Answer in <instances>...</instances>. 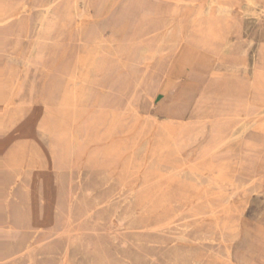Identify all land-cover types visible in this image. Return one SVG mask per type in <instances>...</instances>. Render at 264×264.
Returning a JSON list of instances; mask_svg holds the SVG:
<instances>
[{
    "label": "rangeland",
    "instance_id": "374dc122",
    "mask_svg": "<svg viewBox=\"0 0 264 264\" xmlns=\"http://www.w3.org/2000/svg\"><path fill=\"white\" fill-rule=\"evenodd\" d=\"M237 1L244 5L245 0ZM263 7L264 0L257 6V15L241 22L243 40L250 43L248 59L264 42ZM89 8L85 11L93 19L85 21V26L103 29L100 17ZM202 10L189 8L176 17L183 40H161L158 35L134 47L148 45L151 50L137 62L132 76L139 83L130 90L139 115L126 113L123 121L118 113L124 106H117L118 113L106 116L104 125L92 129L88 138L83 131L73 137L70 131L60 130L56 138L40 125L46 119L45 107L60 109L71 55L91 64L97 53L67 34L57 53L30 60L34 39L16 43L12 34L3 44L0 34V112L5 108L7 113L0 131V264L33 260L32 264H264V129L252 127L211 153L197 150L209 135L192 137L191 142L181 136L176 141L172 138L181 125L203 122L210 114L205 111L200 119L196 115L204 107L198 101L209 81L199 75L209 74L215 63L217 67L214 48L222 29L206 25ZM29 14L35 32L38 13ZM210 60L215 62L207 64ZM219 67L223 79L252 77L251 69H244L241 62ZM5 99H10L6 107ZM101 111V106L94 107L95 115L101 117ZM59 119L57 114V124ZM141 143L146 145L140 148ZM64 145L67 149H62ZM82 147H91V159L102 165L81 171L70 168L72 150ZM143 161L148 165L142 167ZM108 163H114L113 167H107ZM184 169L192 178L180 184L175 175ZM251 195L258 202L250 220L242 223L240 217L246 214ZM227 197L232 214L219 225L202 215L207 202L220 209ZM191 202L196 210L187 207ZM90 209L93 212L86 217ZM30 244L31 250L23 253ZM236 254L244 255L239 259Z\"/></svg>",
    "mask_w": 264,
    "mask_h": 264
},
{
    "label": "bare ground",
    "instance_id": "6f19581e",
    "mask_svg": "<svg viewBox=\"0 0 264 264\" xmlns=\"http://www.w3.org/2000/svg\"><path fill=\"white\" fill-rule=\"evenodd\" d=\"M261 1L262 0H245L243 6H240L237 0H206L204 3L203 10L199 13L201 17L205 16L206 25L209 27L217 26L222 29V38L214 48L218 54V60H216L217 67L218 64L219 66L221 65V67H226L228 65H234L235 63L241 62V65L244 69H251L252 77L247 80H240L232 77L228 80L226 78L223 79V70L220 67L217 69L216 63V69L214 67L212 71L209 72V74L206 76L199 75V78H202L205 81L207 79L209 81L206 82L198 101V106L204 107H200L196 115L197 118L200 119V116L203 112L208 111L210 114L203 118V122L198 123L190 121L188 124L185 123L181 125V129L177 133L174 132L176 136L174 133L172 134L174 141H176L175 138H179L178 136H181L183 139L185 138L186 141L191 142L190 139L192 137L197 138L198 136L201 137L204 135H209V137L197 150L200 153H211L215 150H218L221 145L222 147L220 148H223L229 143L236 141L252 127H261L264 129V42L259 43L256 46L252 55V59H248L247 51L250 43L244 42L242 36L244 28L241 25V22L244 21L248 16L257 15V6ZM95 2L96 0H0V34L2 35V39H4L3 44H6L5 39H7L8 35L12 34L16 36V43L21 42L23 44L30 38L34 39V43L29 54L30 60L39 59L48 54L57 53V47L64 41V38L67 36V34L74 35L77 38L79 45H89L90 48L89 46L88 48L90 49L91 53H97L95 58L92 59L91 64H88V60H84L82 56L75 55V53L71 55L69 63V75L67 77L66 83L67 90L63 94L60 109L57 111L56 108L53 111L47 107L44 108L46 119L43 121L40 127L43 130L51 131V135L56 138L57 130L62 132L70 131L73 137L77 133H81L83 131L82 133H84L85 137H90L89 135L92 129L104 125L105 121H103V119L106 116L113 112L118 113L119 107L117 106H124L118 113V115L121 117L124 116L123 121L126 120V113H128V115H139V109L136 107L135 102L133 101V96L130 95V90L139 84L138 81H135L136 79L132 77V72L134 66L137 64V60L146 59L148 52L151 50L148 51V47L146 46L147 48H142L138 52L134 50L133 47H129L128 44H134L140 41L144 42L158 35L160 36L161 40L174 39L175 41H178L184 39L181 25L173 24L175 21L174 18L170 21V24L166 25L165 28L163 27V30H132L133 32H124L120 30L105 31L97 25H91L89 27L85 26V21L93 19V17L86 13L85 8L87 6H92ZM198 3V0L185 1V4L191 6L197 5ZM32 10H36L38 13L35 32L33 31L31 20L27 19L28 16H30L29 11ZM261 13L264 14V9H261ZM74 18L76 19V23L72 24L71 21ZM212 62L213 60H210L207 64H211ZM84 70H86V72L81 76V73L84 72ZM131 73L132 75L128 77L127 74ZM2 98L3 97L0 96V99ZM9 101L10 99H5L3 105L5 107L8 106ZM79 104H82L83 106L81 109L78 108ZM188 105L189 100L185 102L184 106ZM96 106L102 107L101 117L95 115L94 107ZM103 106H106V108L103 109ZM222 109H229V112L231 109L237 110L236 112L232 113H220L219 110ZM1 110L0 131L4 128L3 120L7 114L5 108ZM57 114L62 118L59 119L61 122L58 124ZM96 118L98 119L96 120ZM169 134L171 135L170 132ZM110 140H112V138H110ZM147 143H151L150 140H147ZM141 144L142 146L140 148H143L146 145L143 143ZM138 146L136 147L138 148ZM124 147L125 146H123V148ZM62 149H67V146L64 145ZM91 153V147L73 149L71 154L72 162L70 163L69 167L76 168L81 171L83 168H92L94 166L102 165L100 162H96L91 159ZM212 158L213 156L211 159ZM205 159L208 160L207 157L204 158V160ZM204 160L203 162L205 164L207 161ZM196 164L197 163H193L192 165ZM106 165L107 167H113L114 163H108ZM146 165H148V161H143L141 163L142 167ZM141 172H144V170H141ZM175 176L178 177L180 184L188 183L189 179L192 178V176H190V172L185 169L178 170ZM193 176L197 177L198 181H202L199 176ZM165 180L166 179H164V181ZM171 181H173V179H171ZM46 187L48 190L51 189L48 184ZM252 196L253 195H251L249 198ZM249 202L250 199L248 201L247 209L250 207ZM207 203V211L203 212L202 215H205V217H208L209 219L215 220L216 225L220 224L222 218L224 219L231 216L232 214L228 197L224 200L222 208L220 209H217L212 204H209V202ZM187 207L192 210H196L195 204L193 202H191ZM92 212V209L88 210L85 213L86 217H90ZM243 213L240 217V221L242 223L246 222L244 218H246L245 216L247 212L245 215ZM68 231L69 228H66L65 232ZM241 239L243 238L241 237ZM30 250L31 244L26 247L23 253L29 252ZM242 255L241 258H239L237 255V258L242 259Z\"/></svg>",
    "mask_w": 264,
    "mask_h": 264
},
{
    "label": "crops",
    "instance_id": "0c3cea01",
    "mask_svg": "<svg viewBox=\"0 0 264 264\" xmlns=\"http://www.w3.org/2000/svg\"><path fill=\"white\" fill-rule=\"evenodd\" d=\"M185 1L186 0H96V2L90 6L89 9L93 15L100 17L99 24L102 25L104 30H120L124 32H133L138 30H163L166 25L170 24V21L173 18L175 19L173 24L181 25V23L176 20L177 16L184 15L186 13L185 10L189 8L203 9L204 3L206 2L205 0H198L199 3L197 5L190 7V5L185 4ZM139 43L140 42L128 44V46L133 47L134 49V47L139 46ZM146 46L149 47L148 45ZM141 49H137L136 51L139 52ZM137 62H141V59H138ZM135 69L136 67L134 66V72ZM134 72L133 76L135 77ZM257 202L256 196L253 195L250 198V207L245 216V223H247L252 217V210L253 207L257 205Z\"/></svg>",
    "mask_w": 264,
    "mask_h": 264
}]
</instances>
